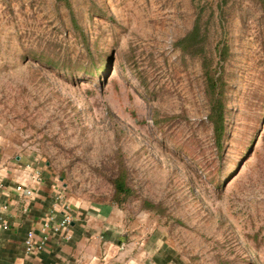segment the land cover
Here are the masks:
<instances>
[{"label": "rangeland", "instance_id": "1", "mask_svg": "<svg viewBox=\"0 0 264 264\" xmlns=\"http://www.w3.org/2000/svg\"><path fill=\"white\" fill-rule=\"evenodd\" d=\"M0 134L138 263L264 264V0H0Z\"/></svg>", "mask_w": 264, "mask_h": 264}, {"label": "crops", "instance_id": "2", "mask_svg": "<svg viewBox=\"0 0 264 264\" xmlns=\"http://www.w3.org/2000/svg\"><path fill=\"white\" fill-rule=\"evenodd\" d=\"M17 152L9 136L0 134V264H142L138 260L148 251L123 244V215L110 207L72 209L69 226L44 228L48 220L54 224L61 217L65 200L49 172L24 162ZM28 230L37 239L47 236L44 247L31 254L23 246Z\"/></svg>", "mask_w": 264, "mask_h": 264}, {"label": "built area", "instance_id": "3", "mask_svg": "<svg viewBox=\"0 0 264 264\" xmlns=\"http://www.w3.org/2000/svg\"><path fill=\"white\" fill-rule=\"evenodd\" d=\"M36 178L38 181L41 179L40 173L36 172ZM26 194H30V190L25 191ZM72 221V215L68 211L66 203L63 204V209L61 211V217L54 222L50 219L47 222L44 223V228L53 227L54 230H59L61 228H65L70 225ZM66 239L69 238V236H65ZM47 241V236L43 235L41 238L37 239L35 237V234L32 230H28L24 236L23 240V246L24 251L27 254H31L35 252L36 250L42 249ZM15 264V263H14Z\"/></svg>", "mask_w": 264, "mask_h": 264}, {"label": "trees", "instance_id": "4", "mask_svg": "<svg viewBox=\"0 0 264 264\" xmlns=\"http://www.w3.org/2000/svg\"><path fill=\"white\" fill-rule=\"evenodd\" d=\"M215 101L216 102L212 105L213 114L210 115V118L211 123L213 124V127L215 129V133L217 134L218 138H220V135L223 131L222 106L219 101ZM212 116H215V118H213ZM120 191L125 192L126 188H124L123 185H120Z\"/></svg>", "mask_w": 264, "mask_h": 264}]
</instances>
